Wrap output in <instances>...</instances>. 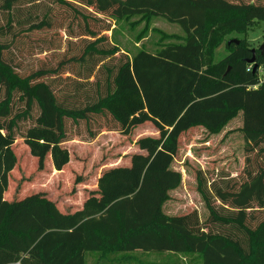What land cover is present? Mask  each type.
I'll list each match as a JSON object with an SVG mask.
<instances>
[{
	"label": "trees",
	"instance_id": "1",
	"mask_svg": "<svg viewBox=\"0 0 264 264\" xmlns=\"http://www.w3.org/2000/svg\"><path fill=\"white\" fill-rule=\"evenodd\" d=\"M54 1L68 9L61 10L66 14L61 20H55L53 9L40 11L41 0H0V89L5 90L0 101V264H86L87 252L109 260V255L132 251L198 254L202 264H264V56L257 48L253 72L247 38L254 23L264 20V0ZM70 16V26L82 20L84 35L95 39L78 53L64 52L54 65L46 61L28 68L22 43L37 46L43 40L37 34L65 26ZM135 16L146 24L165 19L182 32L153 28L159 39L141 43L148 34L140 31L125 49L118 33ZM103 19L115 23L108 49L100 48L107 37L96 30ZM221 46L224 52H217ZM125 50L115 67L103 65L104 80L94 76L92 93L82 94L84 84L77 82L61 100L47 81L74 73L89 56L111 58ZM17 95L24 108L5 121ZM240 113L246 155L242 176L210 188L198 169L207 220L202 222L197 210L166 214L170 191L182 183L173 167L181 135L195 127L220 133ZM100 116L123 135L148 122L157 134L138 137L128 164L100 167L95 188L86 178L77 179V194L87 186L82 205L63 206L44 189L20 198L10 190L18 134L39 169L48 158L54 173H64L72 154L66 121L90 129ZM27 121L32 124L20 130Z\"/></svg>",
	"mask_w": 264,
	"mask_h": 264
},
{
	"label": "rangeland",
	"instance_id": "2",
	"mask_svg": "<svg viewBox=\"0 0 264 264\" xmlns=\"http://www.w3.org/2000/svg\"><path fill=\"white\" fill-rule=\"evenodd\" d=\"M41 3L39 10L47 12L48 9H53L56 21L61 20L66 15L64 11H61L62 9L68 10L54 0H41ZM70 14L71 11L68 15ZM70 20L71 16L65 26L55 27L53 30L37 34L35 38H43L37 46L28 47V45L22 43L24 46L23 49L21 48L23 51L22 55L28 68H36L46 61V63L54 65L63 56L64 52L72 50L74 53H78L88 41L95 39L84 35L83 27H79L80 25L83 26L81 19L80 23L75 22L72 26H70ZM114 24L109 19L97 22L96 30L100 32L99 37H107L100 44V48H111ZM126 24L117 37L124 48L125 46H133V38L140 31L148 34L147 37L141 40V43L159 39L160 35L153 28L166 33L182 32L178 24L169 23L161 18H155L150 24H146L145 21H139V17L135 16L127 21ZM107 27L110 29L106 30ZM233 36H238V34ZM247 38L249 46L254 49L259 48L264 43V20L254 23V26L247 33ZM137 46H140V43ZM222 47L224 46L218 48L217 52ZM126 52V50L125 53L119 52L111 58L98 54L89 56L90 58L88 57L83 64L77 65L74 73H67L58 81H51L50 79L47 81L52 83V87L61 100H63L64 94L74 92L76 86H78L77 82L84 84L83 86L80 85L81 87L79 86V91L82 94H85V92L92 93L94 87L91 86L90 82L95 79L94 76H101L102 79V76L106 75L103 65L107 64L110 67H115L117 65L115 63H118ZM260 70L264 71V65H261ZM90 73V81H84L86 80L84 77L89 76ZM4 92V88H1L0 101L5 98ZM23 104L24 102L19 100V95L14 97L11 105V114L5 117L4 120L9 121L21 108H24ZM242 118V113H240L217 134L209 133L202 127H195L181 135L179 150L173 167L181 172L182 183L178 188L170 192V199L163 207L166 214L179 215L197 210L201 221L205 222L207 220L209 210L198 190V169L203 170L210 188H213L214 184L220 185L226 180L242 176L246 157L244 151L245 141L240 130ZM31 124L32 121L22 123L20 130H25ZM113 128L115 126L112 125L107 117L103 116L94 118L90 129L84 123H81L80 126H75L71 120L66 121V130L70 139L66 143L72 153L71 164L67 168V172L57 174L51 169V159H49V163L48 158L45 168L42 170L38 168V159L30 154L28 146L24 144L23 137L18 134L13 146L17 156V165L11 173L10 190L16 192L20 198L30 192L44 189L50 191L54 197L62 199L61 204L63 206L80 204L82 194L78 195L74 188L77 179L86 178L88 181L86 182L87 185H92L91 183L100 167L113 166L115 163L124 164V158L129 157L131 153L137 150L135 141L138 137L145 134H157L155 127L149 122L143 126L136 127L129 135H123L118 131L111 130ZM89 130L94 133L93 137L90 136ZM219 204V201H215L214 205L219 206ZM123 255H127L130 258L122 257ZM109 257L111 260L110 258L109 260H99V254L87 252L86 264H96L98 262V264H202L201 257L198 254L132 251L112 254Z\"/></svg>",
	"mask_w": 264,
	"mask_h": 264
},
{
	"label": "crops",
	"instance_id": "3",
	"mask_svg": "<svg viewBox=\"0 0 264 264\" xmlns=\"http://www.w3.org/2000/svg\"><path fill=\"white\" fill-rule=\"evenodd\" d=\"M123 161H124V163H127V164H128V162H129V157L124 158ZM101 169H102V168H99L98 173H97L96 177H94V181L92 182V186H89L90 188H95V187H96L97 177H98V174L100 173V171H102ZM85 187H87V186L83 185V186H81V188H79L78 195L82 194V196H81V197H82V200H81L80 204H78V205H82V203H83V200H84V197H85V194H84L83 189H84ZM170 192H171V191H170ZM78 205H76V206H78ZM60 207H61V205H60ZM61 208H62V207H61ZM71 208H72V207H71Z\"/></svg>",
	"mask_w": 264,
	"mask_h": 264
},
{
	"label": "water",
	"instance_id": "4",
	"mask_svg": "<svg viewBox=\"0 0 264 264\" xmlns=\"http://www.w3.org/2000/svg\"><path fill=\"white\" fill-rule=\"evenodd\" d=\"M232 41L238 42V40H236V39H233ZM258 49L260 50V55L264 56V43ZM251 50H252V53L254 55H253V57L251 59L248 60V63L253 64V63H255V60H256V57H255L256 49L252 48ZM257 67H258V65L254 64L253 72L256 71Z\"/></svg>",
	"mask_w": 264,
	"mask_h": 264
},
{
	"label": "built area",
	"instance_id": "5",
	"mask_svg": "<svg viewBox=\"0 0 264 264\" xmlns=\"http://www.w3.org/2000/svg\"><path fill=\"white\" fill-rule=\"evenodd\" d=\"M249 68L252 69V68H253V65L251 64V65L249 66ZM261 71H262V70H261ZM262 75L264 76V71H262Z\"/></svg>",
	"mask_w": 264,
	"mask_h": 264
}]
</instances>
